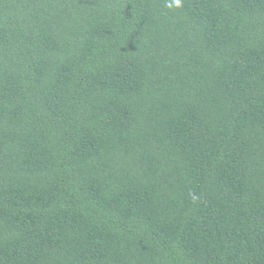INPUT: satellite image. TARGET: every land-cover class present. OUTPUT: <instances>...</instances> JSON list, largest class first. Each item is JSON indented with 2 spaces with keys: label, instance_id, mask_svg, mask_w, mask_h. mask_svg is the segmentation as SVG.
Returning a JSON list of instances; mask_svg holds the SVG:
<instances>
[{
  "label": "trees",
  "instance_id": "16d2710c",
  "mask_svg": "<svg viewBox=\"0 0 264 264\" xmlns=\"http://www.w3.org/2000/svg\"><path fill=\"white\" fill-rule=\"evenodd\" d=\"M0 0V264H264V0Z\"/></svg>",
  "mask_w": 264,
  "mask_h": 264
},
{
  "label": "clouds",
  "instance_id": "9594fccd",
  "mask_svg": "<svg viewBox=\"0 0 264 264\" xmlns=\"http://www.w3.org/2000/svg\"><path fill=\"white\" fill-rule=\"evenodd\" d=\"M166 6L170 9L173 7L179 8L181 6V0H171L170 3H166Z\"/></svg>",
  "mask_w": 264,
  "mask_h": 264
}]
</instances>
